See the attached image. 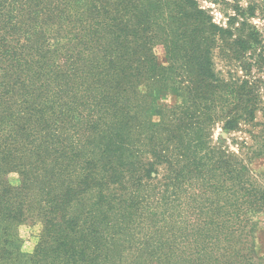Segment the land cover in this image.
I'll list each match as a JSON object with an SVG mask.
<instances>
[{
  "label": "trees",
  "instance_id": "obj_1",
  "mask_svg": "<svg viewBox=\"0 0 264 264\" xmlns=\"http://www.w3.org/2000/svg\"><path fill=\"white\" fill-rule=\"evenodd\" d=\"M260 1L233 0L222 26L197 0H0V264H264L248 216L264 211L263 188L211 147L208 166L235 177L223 190L235 202L221 200V219L188 222L177 214L186 185L172 176L182 164L198 193L218 189L189 145L219 118L226 132L264 130ZM217 42L243 66L253 59V84L215 79ZM177 81L181 103L158 108L155 125L153 96ZM223 90L236 104L217 102ZM25 223L41 227L30 253Z\"/></svg>",
  "mask_w": 264,
  "mask_h": 264
},
{
  "label": "rangeland",
  "instance_id": "obj_2",
  "mask_svg": "<svg viewBox=\"0 0 264 264\" xmlns=\"http://www.w3.org/2000/svg\"><path fill=\"white\" fill-rule=\"evenodd\" d=\"M199 6L207 11V14L210 15L213 21L218 25H225L226 15L231 13L230 4L233 3V0H197ZM249 0H239L241 5H246ZM260 4L261 1L257 0ZM262 6V3H261ZM260 11L256 12V17L250 20L251 23L257 25L261 29L262 21L259 18ZM262 30V29H261ZM157 56V60L160 64H166V58L164 56V51L162 46L158 45L154 49ZM209 61L212 68V71L215 75V79L221 81L223 84H229L230 82H235V86L242 85V80H248L250 84H253L254 78L257 75L256 68L254 65L249 67V70H245L244 67L248 66L249 63L253 62V59L245 56L244 63L245 66L241 63V60H236L230 55L226 49H224L222 43L217 42L209 54ZM187 82H184V85ZM180 86V82H175L174 85L167 86L165 88L158 89L156 94L153 96V106L148 110V114L152 123L157 125L161 117L158 114V108L165 105H176L181 103V97L176 93ZM147 86L143 83L139 86L138 90L144 92ZM197 88V87H196ZM220 89V88H219ZM221 101H217L219 104L230 107L236 104V101H231V104L226 101V96L224 90L220 94ZM264 102V98H263ZM256 120L260 123L264 120L261 112L256 113ZM216 122L213 125H210V130H208L207 136L200 135L199 139L202 140L201 144L194 145L191 144L189 147L197 149L195 152L198 153V156L202 157L203 167L205 169L204 176L207 180L212 181L219 186L218 189L208 190L204 193H198L197 184L190 182V185L186 184L188 178H182L180 173H182V164L178 165L175 163L177 174L172 175L177 177L178 184L186 185V192L181 196L180 202L182 203L180 210V217H189L190 220L194 221L197 216H207L212 215L214 219H221L220 211L222 206H220L221 200H228L231 205L235 202L234 197L231 193H225L224 188L228 189L235 181H232L235 177L227 178L222 180V172L214 173L211 167L208 166L209 156H207V151H211V147H215L218 151L224 152L225 156L228 155L231 160V168L238 169V172H243V176L248 180L249 184H252L253 187L263 188L264 189V130H261L262 126L253 127L252 124L242 125V129L238 131L226 132L221 127L222 118L215 120ZM259 123V124H260ZM212 126V127H211ZM250 131H254L255 137L250 134ZM196 134H193L189 139H196ZM149 142L148 140H144ZM151 144V143H150ZM141 149H145L141 145ZM177 152H184V147L177 150ZM227 157V156H226ZM227 157V158H228ZM172 167V166H171ZM172 167V169H173ZM163 166L160 167V171H163ZM233 169V170H234ZM17 176L15 174L9 175V181L13 184H16ZM219 180L224 181L221 183ZM247 183V182H246ZM248 185V184H247ZM234 188H236L234 186ZM183 189V186H182ZM184 190V189H183ZM234 190V189H232ZM198 194V195H197ZM197 195V196H196ZM202 197L201 199L199 198ZM229 210L235 211L234 205L229 206ZM238 211V210H237ZM238 214L234 216L235 219L238 218ZM248 216L251 221L256 224V226L251 231V238L253 242V248L256 251L257 255L264 257V211L254 212L250 211ZM202 219V218H201ZM39 223H25L19 226L18 235L22 241L21 250L24 253H30L34 244L37 241V236L40 232ZM250 239V238H249ZM125 264V260L121 263Z\"/></svg>",
  "mask_w": 264,
  "mask_h": 264
}]
</instances>
